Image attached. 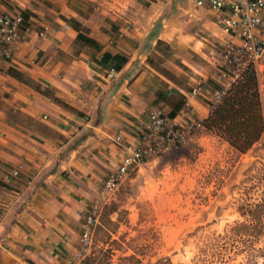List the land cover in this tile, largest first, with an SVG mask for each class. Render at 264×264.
<instances>
[{
	"label": "crops",
	"instance_id": "1",
	"mask_svg": "<svg viewBox=\"0 0 264 264\" xmlns=\"http://www.w3.org/2000/svg\"><path fill=\"white\" fill-rule=\"evenodd\" d=\"M95 1L0 0V10L22 13L30 30L0 72L7 116L17 117L0 111V171H19L9 182L0 177V264L66 262L90 200L147 123L145 110L177 115L192 82L205 77V68L162 47L164 6L122 16L115 0ZM184 76L190 88L175 79ZM191 102L195 114H208L206 101Z\"/></svg>",
	"mask_w": 264,
	"mask_h": 264
},
{
	"label": "rangeland",
	"instance_id": "2",
	"mask_svg": "<svg viewBox=\"0 0 264 264\" xmlns=\"http://www.w3.org/2000/svg\"><path fill=\"white\" fill-rule=\"evenodd\" d=\"M112 5L122 16L164 6L160 18L169 44L162 47L199 65L198 69L205 68L204 83L218 87L208 50L232 39L222 32L206 4L198 6L195 0H115ZM112 5L99 7L107 12L116 9ZM127 21L124 29L128 25V31L133 23ZM260 63L256 78L264 101V54ZM175 79L190 88L186 76ZM5 83L0 74V111L17 121L15 113L7 116L10 94ZM192 83L193 87L196 82ZM196 115L205 118L208 114L200 107ZM184 136L177 148L129 172L114 199L103 206L86 256L72 260L81 247L79 236L78 247L63 264H77L90 255L83 264H154L164 258L174 264H264L256 255L264 246V235L253 238L246 249L229 235L217 237L237 223H264V214L256 219L249 216L264 198V133L246 153L237 152L207 128Z\"/></svg>",
	"mask_w": 264,
	"mask_h": 264
},
{
	"label": "built area",
	"instance_id": "3",
	"mask_svg": "<svg viewBox=\"0 0 264 264\" xmlns=\"http://www.w3.org/2000/svg\"><path fill=\"white\" fill-rule=\"evenodd\" d=\"M195 3L198 6L206 3L222 32L232 39L222 47L208 50V57L213 60V79L218 87L206 85L203 80L197 81L185 96L183 108L174 117L167 115L158 106H149L145 110L148 120L144 128L134 142L123 144L121 162L109 172L97 197L88 204L81 224V247L74 253L72 260L86 256L103 206L114 199L130 171L150 158L160 157L177 148L184 140L185 134L206 130L205 118H199L195 114L191 101L203 99L208 103L210 111L242 80L247 70L253 69L257 77L261 71L260 61L264 54V0H195ZM127 29L128 25L125 27V30ZM29 33V28L24 26L22 13L0 10V72L5 63H14L16 45L26 42ZM39 36H45V33H40ZM217 57L223 59L222 62L216 60ZM114 72L110 70L107 76H113ZM115 141L119 145L122 143L120 136H117ZM18 175L17 169L7 174L0 171L4 182H9ZM1 218L0 212V220Z\"/></svg>",
	"mask_w": 264,
	"mask_h": 264
},
{
	"label": "trees",
	"instance_id": "4",
	"mask_svg": "<svg viewBox=\"0 0 264 264\" xmlns=\"http://www.w3.org/2000/svg\"><path fill=\"white\" fill-rule=\"evenodd\" d=\"M82 41L88 43L90 40L85 38ZM184 103L185 101L182 106ZM175 115L173 113L169 116L174 117ZM204 121L208 130L226 141L237 152L246 153L253 147L264 133V101L259 94L256 73L253 69L244 73L242 80L234 85L222 101L209 111ZM263 214L264 198L249 211V216L253 219L260 218ZM228 235L238 239L246 249L253 238L264 235V223H237L230 228L229 232L219 234L217 237L223 239ZM256 255L264 261V246L256 250ZM89 257L91 255L77 264H83ZM154 264L174 263L170 258H164Z\"/></svg>",
	"mask_w": 264,
	"mask_h": 264
}]
</instances>
